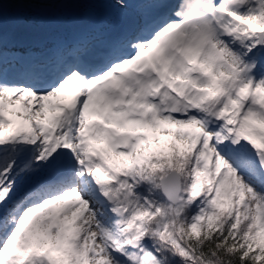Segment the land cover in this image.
Here are the masks:
<instances>
[{"label": "snow or ice", "instance_id": "obj_1", "mask_svg": "<svg viewBox=\"0 0 264 264\" xmlns=\"http://www.w3.org/2000/svg\"><path fill=\"white\" fill-rule=\"evenodd\" d=\"M0 264H264V0H0Z\"/></svg>", "mask_w": 264, "mask_h": 264}]
</instances>
